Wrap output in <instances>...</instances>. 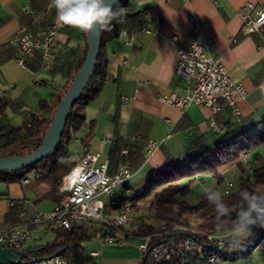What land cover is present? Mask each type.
<instances>
[{
  "label": "crops",
  "instance_id": "0c3cea01",
  "mask_svg": "<svg viewBox=\"0 0 264 264\" xmlns=\"http://www.w3.org/2000/svg\"><path fill=\"white\" fill-rule=\"evenodd\" d=\"M130 1L145 12L147 22L107 43L106 80L98 96L84 108L86 122L75 135L82 137L88 131L90 122L94 121L93 139L84 147L77 144L74 137L70 145L72 155H75L71 159L75 162L87 150L100 153L110 162L115 141L126 144L120 152L125 160L121 162H126L131 169L129 186L143 189L141 199L150 194L144 191L150 181L146 186L134 188L130 183L134 176L143 172L151 180V171H162L164 167L184 162L194 139L199 140L212 132L220 138L222 133L240 126L251 131L264 129V29L243 34L238 15L244 2L264 4V0ZM26 8L29 10L26 11ZM36 13H44L45 26L56 22L52 0H0V96L7 95L22 103L23 108L33 109H37L42 100L52 104L55 93L61 90L65 81L59 73L46 71L42 76L38 70L24 68L12 56L13 36L19 26L30 24ZM189 13L197 17L204 36L212 39L211 53L221 57L229 77L240 83L245 91L238 102L241 120L235 121L230 109L224 107L214 115L218 130L210 125L212 114L208 107L192 103L181 111L158 98L170 92L184 91L186 83L174 72V65L178 48L188 47L193 38L191 22L187 17ZM234 38L235 41H232ZM56 39L59 48L71 46L81 50L85 42L80 31L75 30V35L69 37L61 28ZM35 57L31 61L37 60V55ZM57 77L58 82L55 80ZM50 81L57 86H51L46 92L48 98L35 93L37 88H47ZM124 96L128 97L127 101L123 100ZM6 114L10 122L17 116L22 118V122L24 120L10 107L6 108ZM148 141L158 143L150 153L146 152ZM122 150L126 153L123 154ZM256 154L264 156L254 149L245 153L246 156L243 154L235 161L218 166L217 173L222 176L224 185L216 189L222 191L229 180L235 183L242 173L239 162L245 167L248 161L252 168L257 166L255 162L260 164ZM44 175L43 172L30 171L21 180H0V229L29 223L37 212L55 209L62 192L60 189L51 192L50 186L40 180ZM209 175L199 174L188 183L195 187ZM87 221L94 220L79 221L73 226L77 233L76 244L85 259L83 264H141L143 254L137 243L123 239L103 242L96 235L100 229L97 223L92 227L94 235L89 236ZM72 228H64L55 220L33 224L23 250L34 252L35 256H47L41 254L42 248L51 243H64L66 232L70 230L72 234ZM91 251L98 253L92 255ZM246 260L251 264H264V237L245 258L235 263ZM216 264L233 263L219 261Z\"/></svg>",
  "mask_w": 264,
  "mask_h": 264
},
{
  "label": "trees",
  "instance_id": "16d2710c",
  "mask_svg": "<svg viewBox=\"0 0 264 264\" xmlns=\"http://www.w3.org/2000/svg\"><path fill=\"white\" fill-rule=\"evenodd\" d=\"M119 6L125 9V21L124 23L113 21L114 27L112 31L101 33L100 49L94 73L78 100L73 104L62 136L53 153L41 159L38 163L22 170L0 171V180L12 182L21 180L30 171L43 172L45 175L40 180L50 186L51 192L59 191L63 176L75 163L71 159L73 151L70 142L74 139L76 133L82 130L86 122L84 108L98 96L107 77V43L118 37L122 30L131 32L147 22L145 12L138 9L130 0H119ZM61 29L69 37L75 35V30L67 26L61 27ZM81 33L85 41V33ZM12 49L14 58L16 50L14 46ZM85 49L84 42L81 50L77 47L63 46L55 52L52 67L48 72L52 74L59 73L65 78V81L61 90L55 93V99L52 104L42 100L37 109L23 108L22 103L19 101L7 95L0 96V157L26 154L40 144L57 102L76 73L74 60L78 54L84 55ZM36 55L37 60L34 59V62L31 61V58L27 60L29 68L34 71H37L40 65V55ZM7 107L21 114L24 119L21 125L14 126L11 124L6 114ZM216 135V133L212 132L209 133V136L191 141V146L186 152L184 162H180L174 167H164L162 171H151L152 178L144 191L145 193H151L146 216L152 220V223L143 222L130 230L124 228V226L110 228L109 231L115 241L123 239L137 244L145 236L151 237V244L154 242H178L186 235L194 239V246L188 252V262L183 257H179L154 263L147 255L145 264H211L207 262V258L211 255H217L220 261L235 263L239 259L245 258L255 246V244L236 246L230 243V234L235 217L223 219L220 222L223 226L218 228L214 208L208 203L204 193L195 205L190 204L184 197L188 191L181 183L182 179L210 173L220 184L223 182V178L217 173L218 166L235 161L243 154L250 152L254 147L264 143V129L251 131L244 126H240L235 130L222 133L220 138H216ZM93 136L94 121H91L88 131L80 137L79 144L84 147L88 146ZM125 145L120 143L119 140L115 141L111 156L112 160H110L112 171L116 169L119 162L125 161L120 153ZM60 157H64L66 162L58 163ZM255 158L260 161V164L255 166L251 173L239 162V168L242 173L237 177L229 193L225 194L219 190L223 194L225 202L232 207L237 206L238 193L242 189L264 194V156L256 154ZM215 190L218 189L215 188ZM96 223L100 229L103 228L98 221L86 222L88 226L92 227ZM69 231L66 232L64 243L56 242L45 245L41 250V254H52L63 245L72 243L75 245L77 264H83L85 259L76 244L77 233L75 227L72 228V234ZM224 233L226 235L224 236L221 250L210 248L213 241L207 239L208 235ZM259 233L261 238L264 237V229H260ZM255 238L256 232L254 230L253 234L244 242L250 243ZM25 252L22 257L23 260L30 259L32 255L35 256L34 252L29 250H25ZM64 254L69 263L72 264L71 252L67 250Z\"/></svg>",
  "mask_w": 264,
  "mask_h": 264
},
{
  "label": "built area",
  "instance_id": "2783aa9c",
  "mask_svg": "<svg viewBox=\"0 0 264 264\" xmlns=\"http://www.w3.org/2000/svg\"><path fill=\"white\" fill-rule=\"evenodd\" d=\"M29 10L26 8V11ZM241 19V32L250 34L264 29V4L246 1L238 10ZM191 22L193 38L188 47L178 48L174 72L185 81L184 91L170 92L158 98L172 106L185 110L190 104L203 105L210 109L212 117L210 125L219 129L214 115L224 107L230 109L232 118L239 122L242 118L238 102L244 97L243 86L233 81L227 74L221 57L211 53L212 39L205 37L194 13L187 15ZM44 13H36L28 25H21L12 38L15 47V61L24 68H29L27 60L36 53L40 55L39 72L51 69L55 52L59 48L56 39L58 30L62 27L57 22L49 26L43 24ZM122 30L120 35H125ZM235 41V38L232 39ZM124 101L128 97H123ZM77 144L80 137H76ZM158 143L148 141L146 152H152ZM125 154L126 150H122ZM244 156H246L244 154ZM245 169L251 173L253 168L250 162L245 163ZM132 175L126 162H119L114 171L111 170L107 158L94 151H84L70 170L63 176L60 190L62 195L55 209L51 212H37L29 223L8 225L0 229V247H14L23 250L30 236V226L45 221H58L62 227L70 229L76 222L94 220L102 224L103 228L96 235L103 242L115 241L110 228L126 226L133 218L136 205L142 193V188L133 189L129 186ZM233 181L225 183L223 193H229ZM104 197H107L104 200ZM224 234L208 235L207 239L213 241L210 248L221 250ZM194 246V239L186 235L178 242H154L151 237L145 236L137 244L142 254L147 253L150 260L160 263L172 258L183 257L188 262V252ZM96 255L97 251H91ZM35 256L22 260L16 264H69L65 254L48 259L35 261ZM220 261L217 255H211L207 262L216 264ZM251 264L248 260L242 263Z\"/></svg>",
  "mask_w": 264,
  "mask_h": 264
},
{
  "label": "clouds",
  "instance_id": "9594fccd",
  "mask_svg": "<svg viewBox=\"0 0 264 264\" xmlns=\"http://www.w3.org/2000/svg\"><path fill=\"white\" fill-rule=\"evenodd\" d=\"M56 12V22L64 27L83 33L112 31L114 24L124 23L125 9L119 6V0H52ZM64 157L58 163H65ZM205 197L214 208L217 227L225 218L235 217L232 224L230 243L239 246L251 236L256 229H264V194L242 189L238 193L236 207L225 202L219 190L208 187L204 189Z\"/></svg>",
  "mask_w": 264,
  "mask_h": 264
},
{
  "label": "water",
  "instance_id": "95a60500",
  "mask_svg": "<svg viewBox=\"0 0 264 264\" xmlns=\"http://www.w3.org/2000/svg\"><path fill=\"white\" fill-rule=\"evenodd\" d=\"M101 33L95 30L85 33V53L78 54L74 60V68L76 73L70 81L68 87L62 97L56 104L53 113L50 117L49 124L43 134L40 144L32 151L20 155H8L0 157V171L22 170L26 167L38 163L41 159L49 156L56 148L60 137L62 136L67 118L70 114L73 104L78 100L90 77L94 73V68L97 62V56L100 49ZM260 229H256V238L250 243L256 244L260 240ZM71 252L72 264H77V255L74 244L64 245L54 253L47 256H35V261L48 259L54 256L61 255L65 251ZM24 250H19L14 247H0V264H16L21 262L25 255ZM147 253L143 255L141 264H145Z\"/></svg>",
  "mask_w": 264,
  "mask_h": 264
},
{
  "label": "rangeland",
  "instance_id": "374dc122",
  "mask_svg": "<svg viewBox=\"0 0 264 264\" xmlns=\"http://www.w3.org/2000/svg\"><path fill=\"white\" fill-rule=\"evenodd\" d=\"M42 76H44V72H39ZM58 77L55 78V80L58 82ZM51 86H57L55 85V83H53L52 81L49 82V86L46 88L45 86L42 88H37L35 93L36 94H43V96H46V98H48L49 96L46 94L47 91L50 90ZM12 125L14 126H18L21 125L22 123V118L21 117H15L12 119L11 121ZM256 150L258 149V151L262 154H264V143L254 147L252 150ZM72 159L75 158V155H72L71 157ZM255 165H258L259 162H255ZM253 164V165H254ZM191 178H185L182 179V184H184V186L187 188V193H185V199L192 205H195L199 202L202 193L204 192L205 188L211 187V188H222L224 183H218L217 179L213 178L211 175L206 176V178H204V180H202L201 182L199 181V184L197 186L194 187V185H189V181ZM134 181V182H133ZM150 181V177H148L146 175V173L143 172H139L137 173L133 180L130 181V183L134 186V188H137L138 185H142V186H146L148 184V182ZM151 197V193L145 195L144 197H139V202L136 205L137 208L133 218L129 221V223L124 226V228L126 229H133L135 228L137 225L141 224V223H152V220L150 218H148L146 216V214L148 213V201ZM87 233L89 236L94 235V229L92 228V226H89L87 229Z\"/></svg>",
  "mask_w": 264,
  "mask_h": 264
}]
</instances>
